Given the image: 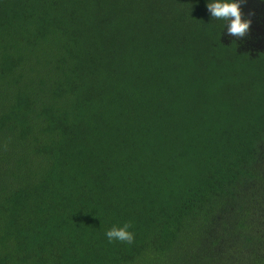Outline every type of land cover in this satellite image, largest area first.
I'll list each match as a JSON object with an SVG mask.
<instances>
[{
  "label": "trees",
  "instance_id": "16d2710c",
  "mask_svg": "<svg viewBox=\"0 0 264 264\" xmlns=\"http://www.w3.org/2000/svg\"><path fill=\"white\" fill-rule=\"evenodd\" d=\"M209 2L0 0V264H264V0Z\"/></svg>",
  "mask_w": 264,
  "mask_h": 264
},
{
  "label": "clouds",
  "instance_id": "9594fccd",
  "mask_svg": "<svg viewBox=\"0 0 264 264\" xmlns=\"http://www.w3.org/2000/svg\"><path fill=\"white\" fill-rule=\"evenodd\" d=\"M243 0H212L207 4V9L213 19L227 21V34L236 38H243L247 35L251 20L242 19L241 3ZM130 224L122 227H113L106 232L109 242L114 240L131 244L134 242V234L128 229Z\"/></svg>",
  "mask_w": 264,
  "mask_h": 264
},
{
  "label": "rangeland",
  "instance_id": "374dc122",
  "mask_svg": "<svg viewBox=\"0 0 264 264\" xmlns=\"http://www.w3.org/2000/svg\"><path fill=\"white\" fill-rule=\"evenodd\" d=\"M249 20H251V16L249 15ZM260 27H264V14L263 16L261 17V26H259L257 29L258 31H261V28Z\"/></svg>",
  "mask_w": 264,
  "mask_h": 264
}]
</instances>
